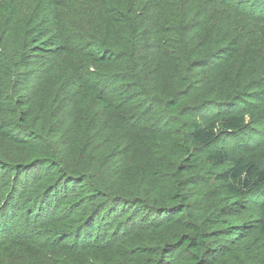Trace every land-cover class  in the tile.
Returning <instances> with one entry per match:
<instances>
[{
	"label": "trees",
	"instance_id": "obj_1",
	"mask_svg": "<svg viewBox=\"0 0 264 264\" xmlns=\"http://www.w3.org/2000/svg\"><path fill=\"white\" fill-rule=\"evenodd\" d=\"M22 1L0 0V144L15 151L0 148V252L36 264H264V166L219 146L264 115L259 58L232 29L256 19L234 0H221L224 26L172 0L136 26V0H30L25 13ZM82 2L99 7L90 36L61 24ZM60 57L89 68L37 110L35 69L51 73Z\"/></svg>",
	"mask_w": 264,
	"mask_h": 264
},
{
	"label": "rangeland",
	"instance_id": "obj_2",
	"mask_svg": "<svg viewBox=\"0 0 264 264\" xmlns=\"http://www.w3.org/2000/svg\"><path fill=\"white\" fill-rule=\"evenodd\" d=\"M136 1L138 3L132 17V25L135 26L139 23L151 21L147 20V18L152 17L150 11L157 7L158 2L161 6H167L168 4L167 1L161 2L159 0H156L157 3H154V0H145L143 2H139L140 0ZM232 3L236 4L246 13H249L250 17L256 19L255 23H251L248 21L249 17L243 14L240 20L233 22L232 29L235 31L236 35L240 36L246 46L254 49L259 58L258 74L264 76V0H234ZM170 4L186 9L195 6L202 8L209 14L207 20L213 17V21L210 22L213 26H224L229 22L228 12H230L231 3L223 4L221 0H172ZM18 7L25 13L32 9L33 4L30 0H23ZM257 7H261V12L258 11ZM179 16L180 15H175V17ZM97 17H99L98 4L94 2H82L77 3L75 10L71 13L70 7H67L65 14L62 15L61 24L64 30H67L69 33L70 31L75 32V29H77V31L83 34L87 32V29H93ZM3 22V17H0V28ZM90 32L92 31L87 32L88 34L86 33V35H92ZM77 34L80 35L78 32ZM5 56H8V52L5 53ZM10 58L11 57H9V59ZM82 67L89 68V65L82 63L80 60H71L67 57H60L55 69L51 73H46L49 67L43 68V70L40 69L37 72V69H35L36 65H32L30 68L36 71L32 76L31 85H33V87L30 89V94L34 99V104H38L36 106L37 110L48 108L49 105H47L46 101L50 98L52 99L53 93L59 89L61 83L65 79L71 76L76 68ZM260 84H264V82H260ZM259 101L260 103H264L262 100ZM219 143L220 148L229 150V148L231 149L234 147L236 151L248 155L261 166H264V115L255 118V120L247 116L245 126L239 133L231 137H225ZM0 148L4 154L15 159V151L11 146L0 144ZM7 248H9L8 251L0 252V264H36L23 257L21 253L17 252V249H13V246Z\"/></svg>",
	"mask_w": 264,
	"mask_h": 264
}]
</instances>
